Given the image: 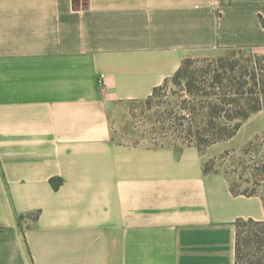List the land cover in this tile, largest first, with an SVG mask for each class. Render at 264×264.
<instances>
[{
	"label": "crops",
	"instance_id": "obj_1",
	"mask_svg": "<svg viewBox=\"0 0 264 264\" xmlns=\"http://www.w3.org/2000/svg\"><path fill=\"white\" fill-rule=\"evenodd\" d=\"M223 48L264 52V0H0V264H236L264 200L204 165L263 111L203 152L119 144L110 122Z\"/></svg>",
	"mask_w": 264,
	"mask_h": 264
},
{
	"label": "trees",
	"instance_id": "obj_2",
	"mask_svg": "<svg viewBox=\"0 0 264 264\" xmlns=\"http://www.w3.org/2000/svg\"><path fill=\"white\" fill-rule=\"evenodd\" d=\"M235 51L231 50L228 54L234 56ZM261 58L252 54L246 64L240 66L236 62L231 63L224 52L212 60L213 65L207 64L200 71L190 70L193 58H186L171 78L181 87L184 82V90L190 96L189 100L182 102L179 110H171L168 114L167 126L175 140L197 146L203 152L217 142L234 137L252 114L263 110L264 69L261 67ZM238 66L241 68L237 69ZM162 86L155 88L147 99ZM261 137L257 135L241 150L248 152ZM209 162L204 165L205 173L221 172L212 171ZM256 165L258 168L252 180L256 185H261L264 183V157ZM221 173L230 179L229 173ZM230 186L234 194L259 195L264 200V195L257 190H238L235 182L230 183ZM236 226V264H264V221L239 219Z\"/></svg>",
	"mask_w": 264,
	"mask_h": 264
},
{
	"label": "rangeland",
	"instance_id": "obj_3",
	"mask_svg": "<svg viewBox=\"0 0 264 264\" xmlns=\"http://www.w3.org/2000/svg\"><path fill=\"white\" fill-rule=\"evenodd\" d=\"M234 49L236 50L234 56L232 53L228 54V52ZM224 52H226L231 63L236 62L240 66L246 64L247 58L252 54L260 58L264 56V52L251 48L242 50L240 48H223L197 52L192 55L193 59L190 63V70L200 71L207 64L213 65L212 60L219 58ZM260 62L261 67L264 69V58H261ZM240 66L237 69H240ZM184 86V82L181 87L170 78L150 99L124 102L116 106L110 113L114 140L119 144L126 145L142 144L173 148L185 145L184 142L175 140V136L170 133L167 126L169 112L171 110H179L182 102L190 99L189 94L184 90ZM202 99L206 100V98ZM262 111L264 113V109ZM260 135L262 137L254 142L255 147L251 148L248 152L241 150V148H246L247 144L237 149L226 150L209 160V167L212 171L229 173L230 183L235 182L238 190H257L260 194L264 195V183L256 185L252 180L253 173L258 168L256 165L258 164V160L264 157V132L260 133ZM234 150L236 152L228 154V152H233ZM238 185L240 186L239 188Z\"/></svg>",
	"mask_w": 264,
	"mask_h": 264
},
{
	"label": "built area",
	"instance_id": "obj_4",
	"mask_svg": "<svg viewBox=\"0 0 264 264\" xmlns=\"http://www.w3.org/2000/svg\"><path fill=\"white\" fill-rule=\"evenodd\" d=\"M105 74H100L99 83L104 84Z\"/></svg>",
	"mask_w": 264,
	"mask_h": 264
}]
</instances>
